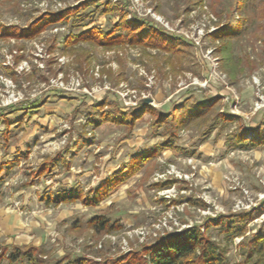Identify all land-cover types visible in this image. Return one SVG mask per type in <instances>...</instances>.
Masks as SVG:
<instances>
[{"label": "rangeland", "instance_id": "obj_1", "mask_svg": "<svg viewBox=\"0 0 264 264\" xmlns=\"http://www.w3.org/2000/svg\"><path fill=\"white\" fill-rule=\"evenodd\" d=\"M134 15L186 44L168 52L81 36L97 28L120 38L126 31L113 25ZM231 17L247 23L229 41L233 75L212 34ZM216 96L163 146L173 106ZM217 112L240 120L208 130ZM242 125L247 138L264 129V0H0V251L38 248L42 264L148 260L160 236L197 225L224 250L222 264H263L258 253L247 259L246 244L264 226V143L230 142ZM73 191L79 198L51 201ZM232 213L248 217L231 237L218 220ZM95 216L108 226H93Z\"/></svg>", "mask_w": 264, "mask_h": 264}, {"label": "trees", "instance_id": "obj_2", "mask_svg": "<svg viewBox=\"0 0 264 264\" xmlns=\"http://www.w3.org/2000/svg\"><path fill=\"white\" fill-rule=\"evenodd\" d=\"M121 6L124 3H118ZM83 5V4H82ZM87 5V4H86ZM243 6V5H242ZM81 7H75L71 11L66 12V17H69L73 10H78ZM76 13V11H75ZM73 15V14H72ZM78 15V14H76ZM247 23L244 18H234L231 17L226 22L222 24L218 30L214 31L213 38L220 39L224 42L221 52L226 54V56H222V60L224 62V67L227 70H231L230 73L233 75L237 68V61L234 62L232 55L230 53V45L229 42L231 39L239 36L243 30L245 29ZM118 28L125 30L126 33L120 38H113L112 36L104 37L103 33L97 28H89L84 31L81 35L83 38H91L97 39L99 43L102 45H114L118 43L120 40L125 39L130 44L141 43L144 46H158L163 48L166 51H172L174 45L180 46L185 45V42H181L178 38H165L163 33L155 27L153 24H150L148 21L139 19L137 16H132L131 19L124 21L122 16L118 18L117 22L113 25ZM124 31V32H125ZM76 37L69 39V41H73ZM219 99L218 96L214 97L211 102L208 100H198L194 98L193 102H188L186 99L182 102H179L176 106H173V112L167 118H163L166 121V124L169 129V137L166 140V144L164 147H171L173 145V141L177 138L174 128L184 126L185 123L194 120L201 119L202 116L207 115L208 109H210L214 103ZM221 117L218 112L216 113L213 122H209L208 130H212L215 126V123L221 120L227 119H236L240 120L239 115H230L224 116L221 112ZM162 114L160 112L156 113L157 120H161ZM109 117L111 119H117L118 116L109 115L105 119L107 120ZM247 128L243 125L236 129L235 134L229 137V141L233 142V144L239 143L240 145H244V141L248 140L252 144H260L264 143V129H259L256 126L253 129L252 135L247 138L246 137ZM258 134V135H257ZM150 154L144 155L139 159L132 160L129 164L130 166L135 165L139 167V165L143 163V161L147 160ZM128 164V166H129ZM125 166V167H128ZM134 167V166H133ZM136 167L133 168L136 169ZM127 169V168H125ZM124 170L122 172V176L113 180L110 179L105 181L101 186L102 188L94 192V196L90 199L93 201H99L105 196L110 190L117 184L123 182L128 177V171ZM130 172V171H129ZM125 174V176H124ZM79 198V193L77 191L71 192L70 195H62L56 194L52 196L51 201H61L62 199H77ZM81 199H85L82 197ZM89 199V198H86ZM198 203V200L194 201ZM248 214H231L230 216H226V218H221L218 220L220 225H223V230L228 233L229 236L241 235L243 233V225L247 220ZM90 222L93 226L97 227V229H104L108 226L107 220L102 218L101 216H95L90 219ZM209 224V223H208ZM208 224H205L207 226ZM248 250H247V259L250 260L253 257L254 253H258L259 256L256 258L255 262L264 261V226L260 228L256 233H254L248 240ZM147 253L149 259L141 260H133L134 258H123L121 260H117L114 264H222L224 262V250H220L217 248L216 243L210 238L204 236L197 225L190 226L183 231L174 232V233H165L158 238V240L153 243L151 246L147 248ZM40 250L31 246H14V250H4L0 251V260L2 258H6L10 262H18L20 264H42L43 261L38 253ZM68 257H64L60 260L59 264H89L86 258L83 257H75L74 259H68ZM26 260V261H24ZM24 261V262H22ZM65 261V262H63ZM136 261V262H135ZM63 262V263H62ZM106 264H110V261L106 262ZM264 264V262H263Z\"/></svg>", "mask_w": 264, "mask_h": 264}, {"label": "built area", "instance_id": "obj_3", "mask_svg": "<svg viewBox=\"0 0 264 264\" xmlns=\"http://www.w3.org/2000/svg\"><path fill=\"white\" fill-rule=\"evenodd\" d=\"M115 1H122V0H115ZM131 2H134V0H129ZM137 1V0H136ZM165 224V219L164 221L162 222ZM162 224L160 222L156 223V226L155 227H160ZM145 229L144 228H140V230L138 231V234H140V237H144L145 236Z\"/></svg>", "mask_w": 264, "mask_h": 264}, {"label": "water", "instance_id": "obj_4", "mask_svg": "<svg viewBox=\"0 0 264 264\" xmlns=\"http://www.w3.org/2000/svg\"><path fill=\"white\" fill-rule=\"evenodd\" d=\"M149 101H151V98H146V99L144 100L145 103H148Z\"/></svg>", "mask_w": 264, "mask_h": 264}]
</instances>
